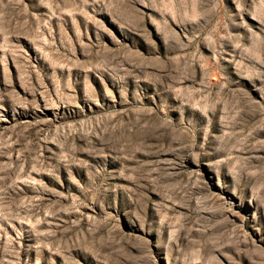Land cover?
<instances>
[{
	"label": "rangeland",
	"instance_id": "374dc122",
	"mask_svg": "<svg viewBox=\"0 0 264 264\" xmlns=\"http://www.w3.org/2000/svg\"><path fill=\"white\" fill-rule=\"evenodd\" d=\"M0 264H264V0H0Z\"/></svg>",
	"mask_w": 264,
	"mask_h": 264
}]
</instances>
